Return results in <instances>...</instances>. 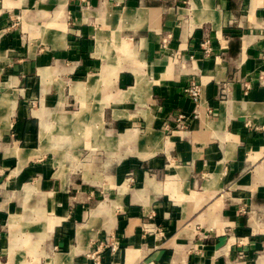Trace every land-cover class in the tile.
Listing matches in <instances>:
<instances>
[{
    "label": "crops",
    "instance_id": "1",
    "mask_svg": "<svg viewBox=\"0 0 264 264\" xmlns=\"http://www.w3.org/2000/svg\"><path fill=\"white\" fill-rule=\"evenodd\" d=\"M0 264H264V0H0Z\"/></svg>",
    "mask_w": 264,
    "mask_h": 264
},
{
    "label": "built area",
    "instance_id": "2",
    "mask_svg": "<svg viewBox=\"0 0 264 264\" xmlns=\"http://www.w3.org/2000/svg\"><path fill=\"white\" fill-rule=\"evenodd\" d=\"M187 94H188L190 100L193 103H196L197 98H198V94H199V87H198V85L191 84V86L187 89Z\"/></svg>",
    "mask_w": 264,
    "mask_h": 264
},
{
    "label": "rangeland",
    "instance_id": "3",
    "mask_svg": "<svg viewBox=\"0 0 264 264\" xmlns=\"http://www.w3.org/2000/svg\"><path fill=\"white\" fill-rule=\"evenodd\" d=\"M50 226H48V228H49Z\"/></svg>",
    "mask_w": 264,
    "mask_h": 264
}]
</instances>
